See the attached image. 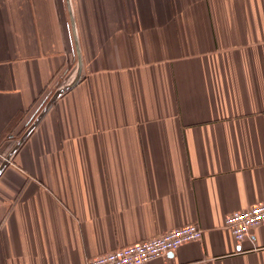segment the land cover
<instances>
[{"label":"crops","instance_id":"1","mask_svg":"<svg viewBox=\"0 0 264 264\" xmlns=\"http://www.w3.org/2000/svg\"><path fill=\"white\" fill-rule=\"evenodd\" d=\"M74 79L58 85L72 70ZM264 0H0V264H264Z\"/></svg>","mask_w":264,"mask_h":264},{"label":"built area","instance_id":"2","mask_svg":"<svg viewBox=\"0 0 264 264\" xmlns=\"http://www.w3.org/2000/svg\"><path fill=\"white\" fill-rule=\"evenodd\" d=\"M264 222V201L228 213L224 226L240 242L256 225ZM202 229L196 223H186L158 235L116 247L85 260V264H148L152 259L176 250L184 243L200 240Z\"/></svg>","mask_w":264,"mask_h":264},{"label":"rangeland","instance_id":"3","mask_svg":"<svg viewBox=\"0 0 264 264\" xmlns=\"http://www.w3.org/2000/svg\"><path fill=\"white\" fill-rule=\"evenodd\" d=\"M74 72L75 70L73 69L68 75H63V79L60 81V83H58V85H64L68 82H72L71 80L74 79Z\"/></svg>","mask_w":264,"mask_h":264}]
</instances>
